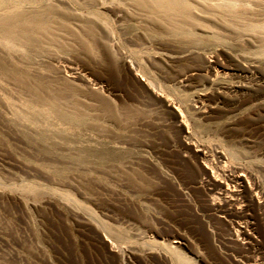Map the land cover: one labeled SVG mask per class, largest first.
<instances>
[{
    "label": "rangeland",
    "instance_id": "374dc122",
    "mask_svg": "<svg viewBox=\"0 0 264 264\" xmlns=\"http://www.w3.org/2000/svg\"><path fill=\"white\" fill-rule=\"evenodd\" d=\"M195 1L160 0L149 13L139 0H0V264H177L151 234L168 229L186 264H218L189 222L203 208L219 256L233 246L264 264V0L233 2L232 33L221 14L194 10L184 24L167 5ZM89 23L108 57L73 41ZM88 68L112 73L119 90L92 83ZM206 153L241 168V182L227 190ZM184 161L200 173L188 187ZM220 206L244 217L234 225Z\"/></svg>",
    "mask_w": 264,
    "mask_h": 264
},
{
    "label": "bare ground",
    "instance_id": "6f19581e",
    "mask_svg": "<svg viewBox=\"0 0 264 264\" xmlns=\"http://www.w3.org/2000/svg\"><path fill=\"white\" fill-rule=\"evenodd\" d=\"M97 1L98 0H92V2L94 4H96ZM159 1L160 0H139L138 5L143 10H145L146 12L153 13V12L159 11V9H161V7L163 6V4H160ZM187 1H190V0H187ZM235 1L236 0H197V1H195V3L190 2L186 5H180L179 3H176V2L175 3L169 2L167 5H168V8L173 9L175 11H179L183 14L182 22L184 24L190 23V20L193 17V15L191 13L194 10H197L201 14H207V15L221 14L222 18L224 19L223 20L224 25L222 26V28L225 27L226 31H230V33H232L234 30V26H233L234 19L237 17H240V18L242 17L241 16L242 14H240V13L236 14L235 12H233L234 10H232L233 9L232 7L234 6L233 2H235ZM241 2H242V0H241ZM13 18H14V15L5 16V17H3L2 22H4L8 26H11ZM14 20H15V18H14ZM206 23L209 24L208 21ZM30 24L31 23L28 22V23H24L21 26L20 31L22 34L27 35L28 32L31 31ZM210 25H211V23L208 25V28L210 27L209 28L210 30L208 32L211 34V36H213L214 38H220L221 39V36H219L217 29H215L216 28L215 25H213V24L211 26ZM35 26L36 27L39 26L40 34L42 31H43V33H45V29H44L41 22H36ZM243 27L245 28L244 31L248 32L253 27H256V26H253L250 23H247ZM211 28H212V30H211ZM56 29L57 30H63V27H61V26L56 27ZM81 32L83 34L82 37L76 36V34H74V33H71V37H72L73 41L75 43H77L79 47L82 48V50H84L86 53L92 55L93 57L96 56L97 54H101L102 56H105V58L108 57L109 51L107 49V44H108L109 40L107 37H105L103 35L100 36L99 34H97L96 26L94 24H92V23L87 24L82 29ZM185 33L187 35L192 34L191 31L185 32ZM100 39L102 41H105V42L102 43L100 41ZM112 66H111V68L102 67L100 69L101 70H107L108 72H110L109 70H115L114 68H112ZM88 69L90 70V73L92 75V79H91L93 81L92 83H94L97 86H107V87L112 86L109 88V90H111L110 93L119 90V83L115 82L114 87H113V81H114L113 77L114 76L112 73L109 74V77H105L104 75H102V73H100V71L98 72L97 70L92 69V68H88ZM116 73H118L117 75H119V70H117ZM149 73L150 72H146L147 75ZM213 85H214L215 89H224L226 91L236 90L235 89L236 87L234 85H230L229 83H225V82L214 81ZM195 98L197 99V101L200 99L199 96H194L192 99L195 100ZM103 105L105 107H107L110 105V103L107 100H103ZM104 109H106V108H104ZM210 157L218 158L220 160H222L221 158H223L221 155L217 156V154H215V153H212L210 156L207 155V153H206V156L204 159L209 164L211 161ZM223 163L224 164L218 165V167L212 166L211 164H210V166L214 170L216 177H218V178L221 177V179L225 180L227 190H229L230 187L232 186V184L234 185L232 187H236L235 186L236 183L241 182L240 176H242V174L245 172L242 171L241 168H239V167H232V166L229 167L225 161ZM182 167H183V169L181 170V173L178 175L182 184L185 185L186 187H188V185H190L192 183H196L197 179L200 176V173L194 167H192L191 164L187 161H184ZM253 189L255 190L256 193H260L261 185L256 184L255 188L253 185ZM258 189H259V191H258ZM263 194H264V192H263ZM230 196L236 197V199L240 200V202H245V200L247 198V196H245L243 194L236 195V196L230 195ZM214 198H215V200L220 199L218 196H215V195H214ZM189 206L186 207L187 211H191V208ZM201 211H202L203 216L205 217L206 212H205L204 208L201 209ZM212 211H216V212L220 211L222 214L229 216L230 220L233 221L234 225L239 224L240 221L242 220V218L244 217V216H241V214H238L234 211H229L228 209H226L225 206L213 208ZM190 214H191V212H190ZM203 218H201V216L199 217L195 214H191L189 222L198 226V231L201 235V242L206 246L208 251L213 255L214 260L218 264H228V262L231 260L229 258V255L234 256V257L235 256L239 257L243 264H260L258 261L262 260L261 255H260V253H258L255 250L254 251H247L243 248H237V247H233V246H227V247L225 246V247H222V249L224 250V253L226 255L225 258H223L222 256H219L210 243L211 242V236L206 232V225L209 223V221H207L206 219L204 220ZM183 224H185V223H183ZM255 226H256L255 227L256 232L261 236V238L263 239V242H264V227L261 225V223L259 221L256 222ZM236 231L238 233L237 234L238 236H242V234H239L242 232L238 228H236ZM151 234H152V236H154L157 239V241L162 242L164 245H166V247H168V249H169L168 252L178 255L179 259L177 261V264H186V262H188L187 257L178 248L171 247L170 239H172V238L177 239V235L174 233L173 230L168 229V230L158 231L156 233H151ZM215 237L219 241L222 240V234L219 232H216ZM229 245H230V243H229Z\"/></svg>",
    "mask_w": 264,
    "mask_h": 264
}]
</instances>
